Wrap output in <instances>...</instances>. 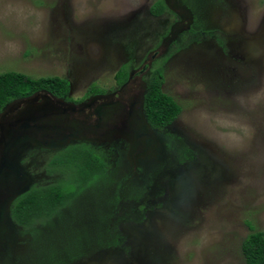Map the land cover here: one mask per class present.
<instances>
[{"label": "rangeland", "instance_id": "1", "mask_svg": "<svg viewBox=\"0 0 264 264\" xmlns=\"http://www.w3.org/2000/svg\"><path fill=\"white\" fill-rule=\"evenodd\" d=\"M154 1L0 0V72L63 77L67 97H84L12 101L1 126L49 106L34 137L72 131L107 164L45 222H0V264H244L242 239L264 233V0H163L152 15ZM123 64L129 78L115 85ZM156 66L180 106L164 132L144 129L140 109ZM90 84L102 92L84 95ZM32 146L6 152L22 176L12 190L58 178L21 163L26 151L37 161Z\"/></svg>", "mask_w": 264, "mask_h": 264}, {"label": "trees", "instance_id": "2", "mask_svg": "<svg viewBox=\"0 0 264 264\" xmlns=\"http://www.w3.org/2000/svg\"><path fill=\"white\" fill-rule=\"evenodd\" d=\"M165 9L163 0H155L149 7V12L159 15ZM127 73L126 65H121L113 75L115 83L124 82ZM162 78L160 67L152 68L143 95L145 120L150 127L156 129L170 124L180 111V106L162 92ZM67 86L66 79L59 76L33 78L11 70L0 72V111L6 104L27 98L36 92L71 100L66 96ZM101 92V88L90 84L84 95ZM105 170V159L98 147L83 142L69 144L52 154L45 165V172L58 174V178L45 185L33 184L16 196L10 202L9 216L24 230L41 224L103 176ZM240 252L244 264H264V233L249 232L240 243Z\"/></svg>", "mask_w": 264, "mask_h": 264}, {"label": "flooded vegetation", "instance_id": "3", "mask_svg": "<svg viewBox=\"0 0 264 264\" xmlns=\"http://www.w3.org/2000/svg\"><path fill=\"white\" fill-rule=\"evenodd\" d=\"M143 70H145V66H142L141 67V69H140V72H143ZM128 75H129V72L127 73V78H126V80L129 78L128 77ZM125 80V81H126ZM125 81L124 82H122V83H120V84H116L115 83V85H120V86H122V85H124L125 84ZM145 92H146V89L144 90V92H143V94L142 95H144L145 94ZM37 93H44L43 94V96L45 97H49L50 95L49 94H47V93H45V92H36V93H34V94H32L31 96H29V97H27V98H23V99H18V100H14V101H16V102H21V101H24V100H26V99H31V97H36L38 94ZM97 94L98 93H90V94H88V96H90V95H92V96H97ZM36 95V96H35ZM42 95V94H41ZM45 97V98H46ZM50 97H53V96H50ZM143 97V96H142ZM53 98H56V99H61V100H65V99H63V98H57V97H53ZM69 98V97H68ZM84 98V97H83ZM83 98H80V99H83ZM36 99V98H35ZM47 99L48 98H46L45 100L47 101ZM80 99H77L75 102L73 101V99H71V100H65V101H70V102H72V103H78V101L80 100ZM7 105V104H6ZM5 105V106H6ZM4 106V107H5ZM37 106V107H36ZM3 107V108H4ZM141 107H142V112H143V99L141 100V102H140V109H141ZM3 108L1 109V111L3 110ZM47 108H50L49 106H44V105H42L41 106V104H37V105H28V106H26L23 110H19L18 112H19V114H21V113H24L21 117L23 118V119H25L26 120V122L25 123H23V122H20L21 123V125L23 124V126H22V129H16V130H14V133L15 134H18L19 136H21V138H25V142L24 143H28V141H29V143L31 144V145H33L32 147H33V151L32 152H35L34 154L36 155V159H37V161L35 160V159H33L31 156L30 157H26V155H30L31 153H29V152H24V157H22L21 158V163H24L25 161H27V160H30V161H33V162H37V168H38V170L40 169V171L43 173H46L45 172V165H46V163H47V161L49 160V158H50V156L52 155V154H54V153H56V152H58V151H60V150H62L63 148H65L67 145H69V144H74V143H78V142H83V143H87V144H89V145H93V142L92 141H90V140H86L85 138H81L82 136H76L75 135V133L74 132H67V134L65 133V134H62V135H60V137H57L58 139H56L57 141L56 142H54V144H57V148H51L50 146H47V145H38V144H32V140H34V135H35V132L36 131H39V130H42V127L40 126V125H38V124H36V121L37 120H41V119H43V118H45V117H47V116H50V115H52V114H47V112H45V110L47 109ZM0 111V112H1ZM32 112H35V114H34V116L32 117L31 115H30V117H32L31 119H29V116H27V114H31ZM62 112H64L63 110H62ZM128 112L130 113V119H128L126 122H127V124L129 125V127L131 128V129H133V128H135V126H134V124H135V121L133 120V118H131V113L132 112H130V109L128 110ZM2 113V112H1ZM0 113V114H1ZM49 113V112H48ZM19 114H17V115H19ZM143 114H144V112H143ZM20 117V116H19ZM144 118H145V115H144ZM14 121V119L13 118H11V120H10V123L11 122H13ZM145 122H146V120H145ZM27 124H29V125H27ZM146 124H147V122H146ZM169 125V124H168ZM167 125V126H168ZM14 126H16V124L14 123ZM147 126L150 128V129H153L154 131H159V132H161L162 130H163V132L165 131V129L164 128H166L167 126H165L164 128H162V129H156V128H152V127H150L148 124H147ZM14 128V127H13ZM33 128H35L36 129V131L35 132H33V131H31V129H33ZM17 131V132H16ZM42 132V131H41ZM54 141H55V139H54ZM23 143V144H24ZM123 144H124V146H125V142L123 141ZM96 147V146H95ZM101 150V153L103 154V156H104V159H105V164H106V152H105V150H103V149H100ZM172 150H173V148H172V146H170L169 147V145L167 144V147H166V151H169V152H172ZM16 153V151H14L12 154H15ZM0 156H1V154H0ZM38 156V157H37ZM28 158V159H27ZM11 159H13V157H11L10 158V160H9V162H11V164H14V165H6L7 167H9L11 170H15V171H17L18 173H19V171H18V168L16 167V163H14V161H11ZM3 160H5L4 159V157H3V159H0V168H2L3 166H5L4 164H2V161ZM106 166H107V164H106ZM106 171V170H105ZM46 174H48V173H46ZM53 174H55V173H51V174H48V175H53ZM58 174H56V176H57ZM59 176V175H58ZM56 179H54L53 181H55ZM53 181H51V182H53ZM50 183V182H49ZM38 184V183H37ZM46 184H48V183H46ZM31 185H33V184H30V185H28V188L31 186ZM39 185H45V184H39ZM27 188V189H28ZM26 189V190H27ZM25 190V191H26ZM25 191H23V192H25ZM22 192V193H23ZM21 194V193H20ZM18 196V195H17ZM10 205V204H9ZM9 220L13 223V225L14 226H16V228H20V229H22L21 228V226H19V225H17L11 218H10V216H9ZM15 228V229H16ZM7 229V228H6ZM6 250H7V246L6 247H4L3 248V252H2V254H4L5 252H6Z\"/></svg>", "mask_w": 264, "mask_h": 264}, {"label": "water", "instance_id": "4", "mask_svg": "<svg viewBox=\"0 0 264 264\" xmlns=\"http://www.w3.org/2000/svg\"><path fill=\"white\" fill-rule=\"evenodd\" d=\"M17 114H19V112ZM23 114L24 113H21L19 115L14 116L13 117L14 121L11 123L9 122L8 126H6V127L1 126V124H0V129H1V132H0V150H1L0 151V154H1L0 159H3V157H4L5 160L2 161V164H4V165L5 164L6 165L7 164L8 165H14V164H11V162H9L10 158H8V156L6 154L7 150L9 151L10 147L13 145H19L20 146V145H23V143L25 142V138L23 139V138H21V136L14 133V130L19 129V128L22 129L23 124L21 125L20 122H23V123L26 122V120L21 117ZM34 114H35V112H32L31 114L30 113L27 114V116H29V119H31L34 116ZM138 114L139 113H137L136 115L138 116ZM30 115L32 117H30ZM142 120L145 124L144 129L146 128L148 130H153L147 126V124L145 122L144 114L142 116ZM137 122L138 121H135V124H134L135 127L137 126ZM14 123L16 124V126H14ZM36 124L40 125L42 127V130L49 128V125H46L45 122L41 123V120H37ZM27 125H29V124H27ZM52 126H55V125L52 124ZM134 130H135V128H133V131ZM136 132L138 135H140V134L144 135L145 134V132H143V130H141V129L139 130V128H137V127H136ZM34 136H36V135H34ZM56 141H57L56 139L54 141V139L50 137V135L48 134V131H43L40 133L39 139H38V137H34V140H32V144L47 145V146H50L51 148H57V144H54V142H56ZM6 165L3 166L2 168H0V176L3 177V180H10V172H13L14 179L9 183L7 182V186H8L9 190L8 189L4 190L5 186L2 187L3 190H1L2 188H0V194H2V195L5 194L4 196H2L3 198L0 200V222H2L3 224L5 222V219H7V218L9 219V204H10V202L17 195H19L20 193H22L23 191H25L28 188V186L23 185L21 187V189L12 190L13 186L15 187V185L21 180L22 176L20 175V172L18 173L15 170H11ZM18 171H19V169H18ZM2 227H3V225L0 226V229ZM0 236H1V234H0ZM0 238H2V237H0Z\"/></svg>", "mask_w": 264, "mask_h": 264}]
</instances>
